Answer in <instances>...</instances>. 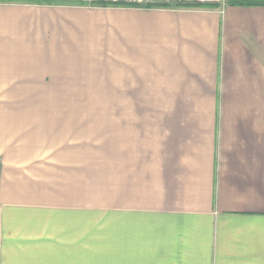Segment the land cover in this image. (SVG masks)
Wrapping results in <instances>:
<instances>
[{"label": "crops", "instance_id": "0c3cea01", "mask_svg": "<svg viewBox=\"0 0 264 264\" xmlns=\"http://www.w3.org/2000/svg\"><path fill=\"white\" fill-rule=\"evenodd\" d=\"M104 1L0 0V264H264V0Z\"/></svg>", "mask_w": 264, "mask_h": 264}, {"label": "rangeland", "instance_id": "374dc122", "mask_svg": "<svg viewBox=\"0 0 264 264\" xmlns=\"http://www.w3.org/2000/svg\"><path fill=\"white\" fill-rule=\"evenodd\" d=\"M108 1H116V0H108ZM163 1V0H162ZM129 4L137 5L138 7H148L149 5H154L160 2V0H143L142 2H137L135 0H126ZM94 94L93 96H83L78 97V103L79 104H88V105H102V104H117V97L116 96H103L101 95V87H97L93 90ZM108 92V91H106ZM110 93L115 91H109Z\"/></svg>", "mask_w": 264, "mask_h": 264}, {"label": "built area", "instance_id": "2783aa9c", "mask_svg": "<svg viewBox=\"0 0 264 264\" xmlns=\"http://www.w3.org/2000/svg\"><path fill=\"white\" fill-rule=\"evenodd\" d=\"M126 1V0H125ZM137 2H142L143 0H135ZM166 3L186 5L191 7L196 6H217L221 11L228 6V0H165ZM191 7H177L180 9H187ZM176 8V9H177Z\"/></svg>", "mask_w": 264, "mask_h": 264}, {"label": "trees", "instance_id": "16d2710c", "mask_svg": "<svg viewBox=\"0 0 264 264\" xmlns=\"http://www.w3.org/2000/svg\"><path fill=\"white\" fill-rule=\"evenodd\" d=\"M100 7H133V8H145V7H138L137 5L134 4H129L125 0H116V1H104V2H99L97 3ZM168 7V8H177V7H191V6H186V5H178V4H171V3H157L154 5H149L146 8L149 7ZM196 7H202V6H196Z\"/></svg>", "mask_w": 264, "mask_h": 264}]
</instances>
